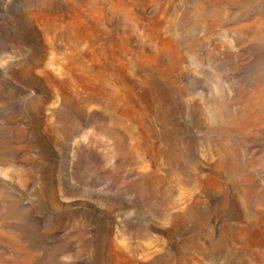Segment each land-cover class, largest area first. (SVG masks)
<instances>
[{
    "label": "rangeland",
    "instance_id": "rangeland-1",
    "mask_svg": "<svg viewBox=\"0 0 264 264\" xmlns=\"http://www.w3.org/2000/svg\"><path fill=\"white\" fill-rule=\"evenodd\" d=\"M0 264H264V0H0Z\"/></svg>",
    "mask_w": 264,
    "mask_h": 264
}]
</instances>
